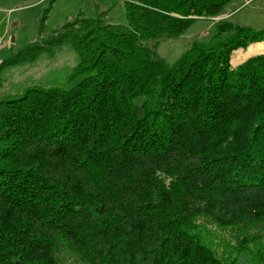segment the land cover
<instances>
[{"label": "trees", "instance_id": "16d2710c", "mask_svg": "<svg viewBox=\"0 0 264 264\" xmlns=\"http://www.w3.org/2000/svg\"><path fill=\"white\" fill-rule=\"evenodd\" d=\"M232 1L125 0L127 25L79 15L2 63L68 43L88 77L0 100V264H233L199 225L264 238V55L231 64L264 29L223 20L173 65L156 53Z\"/></svg>", "mask_w": 264, "mask_h": 264}, {"label": "rangeland", "instance_id": "374dc122", "mask_svg": "<svg viewBox=\"0 0 264 264\" xmlns=\"http://www.w3.org/2000/svg\"><path fill=\"white\" fill-rule=\"evenodd\" d=\"M125 0H0V100L22 95L29 87L71 90L79 85L87 74H74L80 56L71 44L65 43L52 53L45 52L37 60L16 66L2 63L23 48L49 40L56 31L79 15L88 19H101L106 24L127 25ZM227 20L254 30L264 29V0H233L215 17L199 19L185 34L177 39L163 37L157 42L159 59L173 65L195 41H208L215 23ZM253 43L243 51L239 66L247 60L264 55L247 54ZM204 241L221 259L233 264H264V238L255 240L254 245H244L240 251L237 244L224 238L221 231L212 227L203 228Z\"/></svg>", "mask_w": 264, "mask_h": 264}, {"label": "crops", "instance_id": "0c3cea01", "mask_svg": "<svg viewBox=\"0 0 264 264\" xmlns=\"http://www.w3.org/2000/svg\"><path fill=\"white\" fill-rule=\"evenodd\" d=\"M237 67V66H236Z\"/></svg>", "mask_w": 264, "mask_h": 264}]
</instances>
